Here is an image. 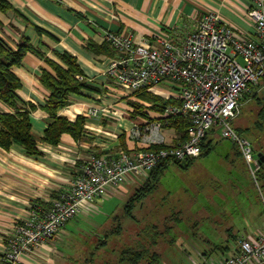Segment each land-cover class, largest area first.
Listing matches in <instances>:
<instances>
[{"label": "crops", "instance_id": "1", "mask_svg": "<svg viewBox=\"0 0 264 264\" xmlns=\"http://www.w3.org/2000/svg\"><path fill=\"white\" fill-rule=\"evenodd\" d=\"M9 8H0V36L16 48L27 37L34 50L25 55L14 71L22 81L18 95L31 112L33 132L38 138L39 153L32 154L20 145L0 148V260L7 249V238L14 226L35 209L46 211L50 200L68 190L80 166L92 152L114 154L122 149L141 147L130 130L135 122L162 114L152 109V99L114 83L106 75L117 51L105 41L106 32L131 35L136 41L156 43L157 36L172 31L191 30L207 12L218 13L237 36L254 32L248 16L252 0H6ZM76 57L84 82L89 87L72 94L69 103L58 113L75 120L86 117L84 138L78 140L64 133L57 145L42 141L52 121L46 111L50 90L43 82L45 70L56 74L49 60L66 66L59 54ZM155 95L176 99L177 88L170 82L150 88ZM136 103L144 106L135 112ZM97 109L96 115L90 114ZM10 108L0 101V112ZM135 113V114H134ZM167 141H181L184 132L173 127L162 129ZM118 193V192H117ZM107 195L105 197H109ZM39 203V204H37ZM48 205V206H47ZM95 205L84 208L78 217H87ZM259 213V212H258ZM252 212L246 220L232 221L222 245L205 252L203 264H216L239 247L241 238H253L264 228V212ZM65 226L54 240L41 243L20 257V264H79L67 240L74 235ZM75 236V235H74ZM65 240V241H63ZM220 246V247H217ZM264 264V263H263Z\"/></svg>", "mask_w": 264, "mask_h": 264}, {"label": "built area", "instance_id": "2", "mask_svg": "<svg viewBox=\"0 0 264 264\" xmlns=\"http://www.w3.org/2000/svg\"><path fill=\"white\" fill-rule=\"evenodd\" d=\"M247 13L254 28L247 37L237 36L232 26L211 11L193 29L181 34L165 32L157 36L156 43L106 32L105 41L117 51L106 75L133 92L163 82L174 84L178 102L166 105L163 117L186 119L190 123L189 137L181 142L167 141L161 119L135 122L130 135L141 147L114 154L92 152L70 188L54 196L46 211L34 209L14 226L0 264H20L22 255L54 240L84 208L129 181L149 177L158 165L200 156L202 143L213 128L238 146L250 174L258 181L261 157L234 123L245 95L264 86V0H252ZM77 77L83 79L81 75ZM97 112L96 108L89 111L93 115ZM263 263L264 228L253 238H241L238 249L216 264Z\"/></svg>", "mask_w": 264, "mask_h": 264}, {"label": "rangeland", "instance_id": "3", "mask_svg": "<svg viewBox=\"0 0 264 264\" xmlns=\"http://www.w3.org/2000/svg\"><path fill=\"white\" fill-rule=\"evenodd\" d=\"M235 124L257 155H264V86L244 97ZM208 139L212 143L189 165L168 163L153 191L134 202L130 213L126 204L149 177L123 184L111 196L98 199L86 218L71 220L67 226L75 236L67 242L75 248L77 262L84 264L94 249L88 264H122L121 249L138 240L146 242L144 232H153L155 226L160 236L154 249L163 258L161 264H203L205 252L226 242L232 221L264 212V162L256 182L233 142L217 131Z\"/></svg>", "mask_w": 264, "mask_h": 264}, {"label": "trees", "instance_id": "4", "mask_svg": "<svg viewBox=\"0 0 264 264\" xmlns=\"http://www.w3.org/2000/svg\"><path fill=\"white\" fill-rule=\"evenodd\" d=\"M9 7L10 6L6 0H0L1 9L5 11ZM30 50H34V48L27 37H23L17 44V47L14 48L0 36V101L10 108L9 111L0 112V148L9 150L13 145L17 144L26 148L30 153L35 154L39 153L40 149L38 146V138L33 132L31 119V112L34 105L28 106L20 99L18 90L22 87V81L14 71V67L22 63L25 55ZM59 56L66 66H62L53 60H49L50 64L55 69L56 74H52L47 70L43 73V82L51 92L46 104V111L49 113L52 121L45 129L44 136L41 140L51 145H57L64 133H69L78 140L83 139L86 123L85 116L80 115L75 120H72L67 116L58 113L59 108H62L69 103L72 94H80L83 88L89 87L86 82L77 77V75L82 73V70L76 57L67 52L60 53ZM134 93L150 97L153 101L151 108L162 113L156 117L149 116L148 121L161 119L164 127H173L178 131L184 132L181 141L188 139L190 123L186 119L178 116L163 117L166 105L177 103V99L173 97L164 99L153 94L148 88H142L134 91ZM132 104L134 105L135 112H143L144 106L142 104ZM234 126L240 134H243L242 131L244 130L239 129L235 123ZM216 131V128H213L206 135L202 143V155L209 141L212 143V141L208 139L209 136ZM152 147L158 148L159 146ZM239 153L241 154L240 150ZM193 159L194 158H187V165H189ZM175 162L180 163L181 161ZM168 163L164 162L158 165L151 172L148 181L145 184H142L141 188L136 192L130 203L126 204V211L135 207L133 206L134 202L142 200L146 195L153 191L156 181L159 180L160 175L163 173ZM130 212L131 211H129V213ZM151 228L153 229V232L150 233L148 229L144 232L147 238L146 242L138 240L135 245L126 246L121 249L119 259L122 264H161L163 258L161 254L154 249V246L159 239L160 232L155 230V226H152ZM105 237L107 239V235ZM101 244L104 245L105 242L101 240ZM98 245H100V243L94 248L98 249ZM93 256L94 249H92L91 258ZM91 258L87 259L84 264H88Z\"/></svg>", "mask_w": 264, "mask_h": 264}, {"label": "water", "instance_id": "5", "mask_svg": "<svg viewBox=\"0 0 264 264\" xmlns=\"http://www.w3.org/2000/svg\"><path fill=\"white\" fill-rule=\"evenodd\" d=\"M261 162L262 163L264 162V155L261 156ZM181 165L182 166H186L187 165V161L186 160L181 161Z\"/></svg>", "mask_w": 264, "mask_h": 264}]
</instances>
